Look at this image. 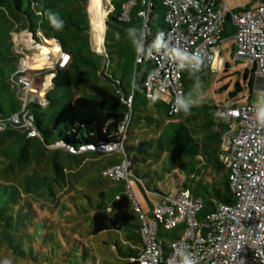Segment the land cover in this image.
Returning <instances> with one entry per match:
<instances>
[{"label":"trees","instance_id":"obj_1","mask_svg":"<svg viewBox=\"0 0 264 264\" xmlns=\"http://www.w3.org/2000/svg\"><path fill=\"white\" fill-rule=\"evenodd\" d=\"M163 2L111 0L112 9L105 19L104 48L100 53L92 45L90 0H0V126L6 127L0 134L3 175H0V247H4L14 261L137 264L135 260L143 250V222L135 209L134 199L138 200L133 187L138 185L141 189L148 211L138 203L151 221L154 202L170 194L162 190V186L174 175L179 177L175 182L178 192L188 189L192 197L203 201L204 207L197 217L199 221L220 205L234 203L229 170L220 159L232 122L219 115L224 109L238 107L247 89L253 94L257 65L253 64V69L243 74L237 73L244 83L238 79L234 90L229 92L231 104L200 100L206 94L200 93V89L213 74L212 69L185 71L182 75L184 97H190L194 103L187 112L180 109L178 114L171 116L169 98L158 97L153 101L147 97L145 81L155 70V61L145 56L138 62L141 51L147 50L157 33L167 30V9ZM150 3L148 28L145 29V20L139 14L149 11ZM127 5H130L128 20H124ZM248 9L249 6L244 10ZM244 10H235L225 16L221 35V42L232 43L234 58L237 28L233 16ZM53 20L58 23L54 25ZM129 28L136 30L135 35L127 32ZM25 31L39 35L37 42L55 41L70 58L64 70L52 72L56 73L54 87L47 94L44 107L28 101L25 105L19 98L16 84L26 74L18 73L19 56L15 53L13 35ZM140 45L141 51H138ZM90 83L101 85L102 94L76 96L75 88ZM109 90L113 95L110 100L104 97ZM130 97H133L131 107L127 103ZM23 111L33 117V127L39 137L30 139L29 130L24 133L14 130L21 125L14 124L13 117L20 115L22 118ZM127 115H131L132 120L124 143L125 153L105 159L108 166H102L89 189L93 195L80 191V197L71 199L69 224L74 227L76 221L84 222L89 239L80 240L78 233L66 234L54 223L40 219L35 201L44 198L55 203V187L66 190L70 185V177L58 162L61 154L53 147L61 143L79 151L88 146L116 144ZM88 153L102 156L95 152L85 154ZM69 156L73 166L79 167L80 155ZM47 158L52 175H29L21 182L14 179L16 170H30ZM125 159L131 162L134 182L131 190L126 182L102 175L106 168L121 164ZM149 194H153V198ZM28 198L35 201L30 203ZM182 234V226L158 232L164 255ZM135 246L141 247V251L136 252Z\"/></svg>","mask_w":264,"mask_h":264},{"label":"built area","instance_id":"obj_2","mask_svg":"<svg viewBox=\"0 0 264 264\" xmlns=\"http://www.w3.org/2000/svg\"><path fill=\"white\" fill-rule=\"evenodd\" d=\"M132 4L133 2L130 5ZM163 4L167 9V30L163 32L165 47L157 51L152 47L153 40L147 50L141 51L138 62H142L145 56L147 60L155 61V70L145 81L147 97L169 98L172 116L180 111L177 99L184 97L183 73L197 70L189 63L181 69L173 48L199 52L204 61L200 69L213 70L221 58L225 16L232 11L226 0H164ZM130 5L124 7V20H128ZM151 7L152 3L149 11L139 14L145 20V29L148 28ZM233 22L237 28L234 60L246 59L249 63L256 64L257 79H262L264 84V0L256 9L235 14ZM69 59V56L63 59L64 68ZM18 73L22 72L19 70ZM20 78L23 88L31 87L25 75ZM26 103L27 101L25 105ZM35 103L44 107L47 100L37 99ZM127 103L131 107L133 97ZM259 107L264 106L247 103L224 109L219 115L221 119L232 122L229 133L224 138L220 156L230 174V188L234 195L232 205H220L212 214L199 221L197 217L204 207L203 201L192 197L188 189L171 192L161 201L154 202L153 219L148 221L143 209L134 199L136 212L143 222V250L135 260L137 264H181L184 254L194 258L197 264H264V124L256 116ZM23 112L22 118L20 115L13 117V123L27 126L30 137H39L33 127V117ZM131 120V115H127L116 144L88 146L90 150L83 147L79 151L61 143L53 148H67L74 155L90 151L101 155L103 152L113 151L125 153L124 143ZM5 129L4 125L0 126V130ZM102 175L110 180L126 182L129 190L134 185L129 159L106 168ZM131 196L133 197L132 194ZM179 226L183 227L182 236L171 244L169 253L164 255L162 243L157 238L158 232Z\"/></svg>","mask_w":264,"mask_h":264},{"label":"rangeland","instance_id":"obj_3","mask_svg":"<svg viewBox=\"0 0 264 264\" xmlns=\"http://www.w3.org/2000/svg\"><path fill=\"white\" fill-rule=\"evenodd\" d=\"M261 1L262 0H226V4L231 11L240 9L244 10L247 6H249V10H253L260 5ZM111 9V0H101L97 5H94L93 0H90L88 12L91 23L92 45L93 48L100 53L104 48V36L106 29L105 19ZM36 36L29 31L13 35L15 53L19 56L18 70L26 74L25 77H27V81L31 84V87L23 88L24 85L21 83V78H19L18 84H16L20 92L19 98L23 101V103H25V101L36 102L37 99L46 98L47 94L54 87L53 80L56 77V73L52 72L55 70H64L63 59L68 57L67 54L62 52L60 46L55 41L43 40L37 42ZM227 64L229 65L228 70H226ZM247 69L252 70L253 64L249 63L246 59L236 62L233 57L232 43H223L220 62L214 66L213 74L205 80L203 88L200 89V93H206L200 100L203 101V99H207L206 102L211 103L212 101L216 104L226 103V101L230 103L228 100L229 92L234 90L237 80L240 79V82L242 84L244 83L243 77L238 78L237 73L240 72L243 74ZM61 78L64 79V76H61ZM221 89L226 90L221 93ZM57 91L58 90L56 89L53 94L56 95ZM74 92L76 96L102 94L101 85L93 83L77 87L74 89ZM104 97L108 100L112 99L113 95L111 90H109ZM247 103L254 106H264V84L262 79L258 78L256 80L252 95H250L248 89L241 95L238 105L240 106ZM27 119H29V117H27ZM25 125L28 124L25 122ZM14 130L24 133L27 130V126L22 125L20 127H15ZM3 132L4 130H0V134ZM28 138L33 139V137H30L29 135ZM56 150L58 152L68 153L63 148H58ZM117 153V151L103 152L101 157L95 158L91 157V153H88L87 155L80 154L83 160L81 162L82 168H75L71 163V160H68L64 154L60 153L61 155L58 157V162L64 166L66 175L70 177V185L66 188V190H59L58 187H55V203L46 201L44 198H39L37 201L32 198H28L30 203L34 201L36 202L34 207L37 214L40 215L39 218L54 223L58 229L65 231L66 234L73 235L71 232H74L75 234L78 233V239L88 240V229L84 222L76 221L74 223V227L69 224L71 220L68 219L72 215L71 199L73 197H80L81 192L92 194L89 189L93 186V184L89 182V179L96 174V165L106 158L113 157V155H116ZM48 164L49 158H47L39 166H35L30 170H16L14 179L17 182H21L29 175H37V177H41L43 175L50 176L52 175V171L48 167ZM0 175L3 176L1 174V170ZM178 180L179 177L174 175L171 181L166 182L162 186V190L167 192L175 190L177 193L179 188L175 182ZM133 192L142 208L145 211H148L146 199L138 185L133 187ZM149 197L153 198V194H149ZM5 259L10 260L11 264H34L31 262L14 261L11 254L5 250L4 247H0V264H3Z\"/></svg>","mask_w":264,"mask_h":264},{"label":"clouds","instance_id":"obj_4","mask_svg":"<svg viewBox=\"0 0 264 264\" xmlns=\"http://www.w3.org/2000/svg\"><path fill=\"white\" fill-rule=\"evenodd\" d=\"M50 19H52V16H50ZM58 23L57 21L53 20V24L55 25ZM127 32L131 35H135L136 30L133 28L127 29ZM165 34L163 32L157 33L154 42L152 44V47L155 48L157 51H159L161 48L165 47ZM136 43H139L138 41H135ZM141 45L138 47V51H141ZM173 53L178 61V66L181 69L185 68V64L189 63L195 66L197 71L200 70L201 66L203 65V57L199 52H189L188 50H181L177 48H173ZM153 101H155L156 97H152ZM177 105L180 109H183L185 112L188 111L190 106L194 103L193 100H191L190 97H180L177 99ZM257 119L260 121V123L264 124V107H259L256 111ZM3 264H11L10 260L5 259L3 261ZM181 264H197L196 260L192 258L188 254H184L182 256Z\"/></svg>","mask_w":264,"mask_h":264},{"label":"crops","instance_id":"obj_5","mask_svg":"<svg viewBox=\"0 0 264 264\" xmlns=\"http://www.w3.org/2000/svg\"><path fill=\"white\" fill-rule=\"evenodd\" d=\"M60 153H62V152H60ZM65 153V156H66V158L68 159V160H71V158L72 157H70L69 156V153H66V152H64ZM87 155V154H86ZM91 157H93V158H95V157H97V156H94L93 154H91ZM79 160H80V166L79 167H77V168H82V164H81V162L83 161L82 160V158H81V155L79 156ZM71 162H72V160H71ZM102 166H108V163H106L105 162V159L104 160H102L98 165H96V170H95V175H93L92 176V178H90L89 179V182L91 183V184H93L94 183V178L95 177H97V175H99V172H100V170H101V168H102ZM76 168V167H75ZM173 179V178H172ZM171 179V180H172ZM170 180V181H171ZM94 185V184H93ZM97 185H99V184H97ZM98 187V186H97ZM171 192H175V190H171V191H169L168 193H171ZM123 239V238H122ZM126 245V244H125ZM133 249H135V251L136 252H140L141 251V247H139V246H135Z\"/></svg>","mask_w":264,"mask_h":264},{"label":"water","instance_id":"obj_6","mask_svg":"<svg viewBox=\"0 0 264 264\" xmlns=\"http://www.w3.org/2000/svg\"><path fill=\"white\" fill-rule=\"evenodd\" d=\"M64 150H66L69 154H73V152L72 151H70L69 149H67V148H63ZM86 150H90V147H88ZM74 155V154H73Z\"/></svg>","mask_w":264,"mask_h":264},{"label":"bare ground","instance_id":"obj_7","mask_svg":"<svg viewBox=\"0 0 264 264\" xmlns=\"http://www.w3.org/2000/svg\"><path fill=\"white\" fill-rule=\"evenodd\" d=\"M101 0H93V2H94V5H97V4H99V2H100ZM102 7V6H101ZM101 17V16H100ZM100 20H102V19H100Z\"/></svg>","mask_w":264,"mask_h":264}]
</instances>
